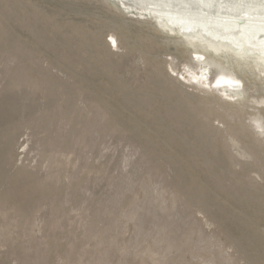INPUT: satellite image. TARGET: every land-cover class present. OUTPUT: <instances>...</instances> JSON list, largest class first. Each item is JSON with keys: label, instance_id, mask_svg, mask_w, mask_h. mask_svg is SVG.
Instances as JSON below:
<instances>
[{"label": "rangeland", "instance_id": "obj_1", "mask_svg": "<svg viewBox=\"0 0 264 264\" xmlns=\"http://www.w3.org/2000/svg\"><path fill=\"white\" fill-rule=\"evenodd\" d=\"M132 1L0 0V264H264V45Z\"/></svg>", "mask_w": 264, "mask_h": 264}, {"label": "bare ground", "instance_id": "obj_2", "mask_svg": "<svg viewBox=\"0 0 264 264\" xmlns=\"http://www.w3.org/2000/svg\"><path fill=\"white\" fill-rule=\"evenodd\" d=\"M123 4H132V0H120ZM148 11L156 15L174 14L182 16L176 23L179 27L191 30L192 34L202 28L204 34L211 37L217 32L232 35L234 42L247 37L257 49L264 45V0H140ZM141 2V3H142ZM151 7V9L149 8ZM184 19V20H183ZM182 24V25H180ZM216 25V26H214ZM221 25V26H220ZM183 32V31H182ZM187 32V31H186ZM185 33V32H183ZM187 34V33H186ZM219 35V34H218ZM233 40H229L233 42ZM114 41V40H113ZM221 42V40H218ZM236 43V42H235ZM200 60L203 55L196 54ZM194 80L196 77L191 76ZM208 74L201 71L199 79L205 80ZM241 84L237 79L220 77L217 87L226 86L236 89Z\"/></svg>", "mask_w": 264, "mask_h": 264}, {"label": "water", "instance_id": "obj_3", "mask_svg": "<svg viewBox=\"0 0 264 264\" xmlns=\"http://www.w3.org/2000/svg\"><path fill=\"white\" fill-rule=\"evenodd\" d=\"M218 80H219V79H218ZM218 80H216V83H215V85H217V81H218Z\"/></svg>", "mask_w": 264, "mask_h": 264}]
</instances>
